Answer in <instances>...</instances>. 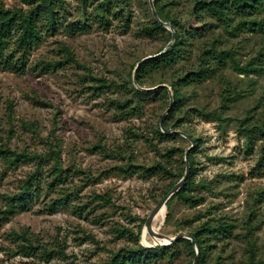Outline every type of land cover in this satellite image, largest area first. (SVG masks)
Listing matches in <instances>:
<instances>
[{
    "label": "rangeland",
    "instance_id": "rangeland-1",
    "mask_svg": "<svg viewBox=\"0 0 264 264\" xmlns=\"http://www.w3.org/2000/svg\"><path fill=\"white\" fill-rule=\"evenodd\" d=\"M194 1L163 0L164 16L177 20L182 31L200 30L191 38L188 60H180L174 70L147 71L143 90L154 93L140 98L134 115L126 116L128 109L118 107L119 101L130 100L131 106L137 102L130 89L137 88L134 68L146 57L164 52L171 38L169 27L146 30L155 20L149 0H108V6L101 5L103 0H58L57 27L41 32L24 72L0 70V209L6 208V197L16 194L36 173L30 181L36 195L0 222V264H103L118 250L133 247L137 234L138 245L161 246L144 234L145 220L177 183L182 166L184 174L181 164L191 145L180 135L164 141L155 136L161 118L164 121L169 112L167 89L171 90L174 72L195 65L201 44L217 34H222L223 47L235 51L240 64L264 53L263 31L228 36L220 27L203 29L211 19L205 16L199 23L189 16ZM0 7L27 10L30 5L27 0H0ZM70 23L85 24V29L71 33L66 29ZM262 64L260 72L241 74L226 68L200 85L181 88L186 99L169 121L180 119L178 130L199 140L189 155L197 184L193 195L203 200L190 208L172 196L162 219L155 218L152 227L173 237L189 234L210 217L234 224L227 241L212 240L204 264L244 263L242 237L250 216L258 224L250 238L257 255L264 257V167H257L264 140L254 139L247 150L238 132L239 120L245 117L249 124L264 125V57ZM97 79L109 82L110 89L95 90ZM159 87L166 88L167 97L157 92ZM223 93L233 99L222 111ZM191 108L216 110L227 121H206L188 113ZM144 139H151L160 152L149 149ZM166 151L170 152L165 155ZM23 153L45 160L20 158L10 164L13 154ZM129 161L145 167L160 161L168 165L171 175L120 173L118 166ZM55 167L61 169V179L52 184ZM65 194H71L68 201L56 204ZM206 210L209 215L177 225ZM27 244L37 249L27 251L22 247ZM42 248L50 254H43ZM60 249L63 253H58ZM146 264H193V255L179 243Z\"/></svg>",
    "mask_w": 264,
    "mask_h": 264
},
{
    "label": "trees",
    "instance_id": "trees-1",
    "mask_svg": "<svg viewBox=\"0 0 264 264\" xmlns=\"http://www.w3.org/2000/svg\"><path fill=\"white\" fill-rule=\"evenodd\" d=\"M58 0H27L30 7L27 10L9 9L0 7V70H8L17 74H22L27 66L28 56L34 45L39 41L42 31L53 32L57 27L59 20L58 12L55 10V2ZM87 0H83L85 2ZM98 1V0H93ZM108 6V0H103L102 4ZM154 8L158 17L164 21L169 22L175 30V39L172 44L161 54L143 61L135 72V80L139 88L132 87L133 96L137 97V102L131 106L130 100L119 101L118 107L120 110H126V115H134L140 105V98L147 97L154 93V91L143 90V77L148 70L156 68H168L174 70L175 65L180 60H188L191 52V38L199 32L197 29H187L182 31L179 22L175 19H170L163 14V0H154ZM189 16L195 21L202 23V18L205 16L211 19L209 24H204L203 29L213 30L220 27L223 34L228 36H236L244 32H264V0H195L189 10ZM66 29L73 33L75 31H84L85 24H67ZM149 32H156L164 30V28L155 20L149 27H146ZM170 38V37H169ZM170 39H168L169 41ZM225 43L222 34H217L212 37L209 42H204L201 45L200 52L197 55L195 65H190L183 70L180 74L174 72V81L171 82L170 88L172 92V104L166 118L163 121L165 129L178 130L180 127V119H176L170 123L174 114L180 110L186 97L180 93L183 87H190L192 85H200L204 80L212 79L218 72L226 68H231L235 72L241 74L256 73L263 70L262 59L264 53L260 52L256 56L250 58L245 63L240 64L236 58L235 51L223 47ZM67 56L73 60L72 54L67 48H63ZM15 53L18 56L15 58ZM44 64V63H42ZM51 65L47 63V66ZM94 87L95 90L103 92L109 90L111 85L105 79H97ZM158 93L168 96L165 87H159ZM222 103L220 109L226 110L228 103L232 101L233 96L228 93L221 94ZM188 113H194L206 121H215L222 124L227 121L226 117H222L221 113L216 110L206 111L204 109L191 108ZM249 118L245 117L239 120L238 132L245 139V146L250 150L253 146L254 139L264 140V125L249 124ZM185 132V131H183ZM187 133V132H185ZM155 136L157 139L164 141L179 137L177 134L162 133L160 128L156 130ZM147 147L154 152L159 153L160 148L154 144L151 139H144ZM195 148L198 147L199 140L194 139ZM193 149V150H194ZM170 151H166V154ZM192 152V151H191ZM190 152V153H191ZM168 157V156H167ZM20 158L26 160L36 159L39 163L45 160L44 157L34 155L28 156L27 154H13L10 164L18 162ZM190 172L180 190L174 195L181 203L190 208L197 207L201 204L203 196L193 195L197 184H194L192 177L195 174V167L192 155H189ZM184 162L182 161L183 165ZM180 165V166H181ZM257 167H264V144L260 147V156L257 161ZM178 171V178L180 179L183 172V166ZM56 178L55 181L61 179V169L55 167ZM117 170L123 174L135 173L141 171L143 174L151 176L157 173L171 175L170 169L166 163L155 162L151 166L145 167L133 164L131 161L126 166H118ZM36 173H33L24 183L22 188L14 195L7 196V205L5 209H0V222L7 219L18 208H22L36 195V189H32L30 181L35 179ZM178 179V180H179ZM201 186H205L204 183ZM71 194H65L58 198L56 204H65ZM98 198L102 196L97 195ZM170 200L167 202L168 209ZM210 211L206 210L205 213L198 214L190 220L180 221L177 225L185 224L189 221H196L199 218L209 215ZM169 213L166 219L168 222ZM245 231L243 239L246 242V259L243 264H264V257L257 255V250L254 243L250 238L253 231L257 229L258 224L255 223L252 217L244 223ZM234 224L228 223L222 218L210 217L204 220L199 226L194 228L189 234L192 235L199 247V261L198 264L205 263L206 253L211 248L212 240L227 241L232 235ZM135 244L133 247L122 248L113 253L111 258L103 264H146L148 261H155L156 259L167 255L170 249H175L179 243H183L190 255H193L192 246L190 241L181 239L171 245L156 246L146 248L137 244L138 234L134 238ZM27 251H34L37 247L30 244L22 246ZM42 253L49 255L42 248ZM58 253H63L60 249ZM174 256V252L170 254Z\"/></svg>",
    "mask_w": 264,
    "mask_h": 264
},
{
    "label": "water",
    "instance_id": "water-1",
    "mask_svg": "<svg viewBox=\"0 0 264 264\" xmlns=\"http://www.w3.org/2000/svg\"><path fill=\"white\" fill-rule=\"evenodd\" d=\"M149 4H150V7H151V13H152L155 21L158 22L161 26L169 27L171 29V38H170V40H169V42H168V44L166 46V49H167L172 44V42L175 39V32L172 30V27H171V25L169 23H166V22L162 21L158 17V15H157V13L155 11V8L153 6V0H149ZM162 52H160V53H158V54H156L154 56H148V57H146L145 59L141 60L140 62H138L136 64V66L134 68L133 79H134V84H135V86L137 88H139V87H138L137 82L135 80V72L138 69L139 65L143 61H145L147 59H150L152 57H155V56L161 54ZM167 90H168L169 99H170V104H169L168 109H167V111H169V109L171 107V104H172V93H171V90L169 88ZM159 127H160V130H161L162 133H165V134H173L174 133V134L183 136L184 138L189 140L191 145L185 150V154H184V165H185L184 174L177 181V183L171 188V190L152 209V211L150 212V214L148 215V217L145 220L144 228H145V231L148 234L153 236L155 240L159 241V243L157 245H161V246L171 245V244H173L176 241H179L181 239H186V240L190 241V244H191L192 250H193V264H198V261H199V247H198L196 239L192 235L184 233V232H180L177 235H175L173 237H170V236H167L165 234H162V233L158 232L157 230L153 229V227H152L153 220L160 213L165 211L166 204H167L168 200L180 190V188L184 184L186 178L188 177L189 172H190V163H189V156L188 155H189V151L192 148H194V146H195L194 139L191 138L187 133H185L183 131H179V130L165 129L164 126H163V117L161 118V120L159 122Z\"/></svg>",
    "mask_w": 264,
    "mask_h": 264
},
{
    "label": "bare ground",
    "instance_id": "bare-ground-1",
    "mask_svg": "<svg viewBox=\"0 0 264 264\" xmlns=\"http://www.w3.org/2000/svg\"><path fill=\"white\" fill-rule=\"evenodd\" d=\"M165 213V212H164ZM162 217H163V212L162 213H160L157 217H156V219L155 220H161L162 219ZM154 229V228H153ZM156 230V229H155ZM147 232L145 231L144 232V234H146ZM148 237V236H147ZM147 237H146V240H147ZM154 238V237H153ZM149 240V239H148Z\"/></svg>",
    "mask_w": 264,
    "mask_h": 264
}]
</instances>
